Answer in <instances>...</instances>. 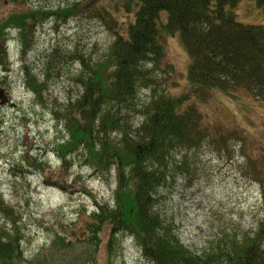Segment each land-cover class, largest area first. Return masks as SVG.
Listing matches in <instances>:
<instances>
[{"label":"trees","instance_id":"obj_1","mask_svg":"<svg viewBox=\"0 0 264 264\" xmlns=\"http://www.w3.org/2000/svg\"><path fill=\"white\" fill-rule=\"evenodd\" d=\"M5 1L23 4L27 0ZM98 1L14 9L0 16L1 65L7 58L5 41L12 30L19 33L21 54L26 59L37 25L49 19L67 24L73 18L88 16L114 36L108 54L100 59H86L79 56L78 49L69 52L57 45L46 57L43 79L32 71L31 64H24L25 84L38 98L54 75L60 78L65 74L70 61L82 66L74 77L82 93L70 99L63 115L69 133L55 145L62 172L32 160L45 174L44 184L49 186L54 177L63 182L76 156L83 157L97 174L114 170L117 179L112 203L97 201L96 209L80 227L82 232L70 241L56 234L52 247L67 248L76 240L88 243L94 247L89 256L98 264L99 247L108 235V264H117L112 252L120 244V236H130L148 264H264V151L256 153L250 147L249 130L226 135L241 144L246 175L259 186L263 210L255 216L254 229L233 233L223 229L213 245L197 255L181 242L174 224L162 217L157 198L167 183L174 154L192 153L210 138L199 102L207 101L215 90L233 98L244 91L264 105V23L239 20L237 11L245 0ZM252 1L264 15V0ZM163 12L168 13L166 22H160ZM123 13L127 14L126 22H120ZM177 34L190 65L187 92L174 96L161 89L157 72L164 66L173 71L166 61L167 39ZM144 93L150 95L143 100ZM133 114L140 115L139 126L134 125ZM228 140L224 135L220 141L227 147ZM0 210L13 225L11 231L0 229V264H45L41 256L33 261L25 258L20 221L1 194Z\"/></svg>","mask_w":264,"mask_h":264},{"label":"rangeland","instance_id":"obj_2","mask_svg":"<svg viewBox=\"0 0 264 264\" xmlns=\"http://www.w3.org/2000/svg\"><path fill=\"white\" fill-rule=\"evenodd\" d=\"M78 1L81 0H27L23 4H11L0 0V16L14 9L58 8ZM240 5L237 11L240 21L264 23V15L255 1L245 0ZM126 20L127 14H121L120 22ZM166 20L168 13L163 12L160 22ZM58 24L49 19L37 25L35 42L26 59L21 54L18 31L12 30L6 37L7 58L4 65L0 63V91L5 90L3 96L9 101L2 105L0 99V194L5 204L17 213L22 248L28 261L41 256L39 259L45 264L75 260L94 264L89 256L94 247L88 243L76 240L69 242L67 248H53L52 242L56 234L66 241L78 236L82 232L80 227L96 209L97 201L112 203L117 187L114 170L97 174L83 157L76 156L63 176L64 181L57 182L54 177L47 186L43 181L45 174L32 164L36 159L47 163L49 170L62 172L55 145L69 133L63 115L70 99L82 93L74 78L82 66L70 61L65 74L60 78L54 75L44 95L38 98L25 84L24 64H31L32 71L43 79L46 57L57 45L69 52L78 49L79 56L86 59H100L108 54L114 36L102 23L88 16ZM167 47L166 61L173 71L164 66L157 75L162 90L179 96L187 92L190 58L179 34L168 37ZM214 93L207 101L198 103V110L206 117L210 138L192 153L174 154L167 183L159 189L157 197L162 217L174 224L181 242L197 255L212 246L223 229L232 233L254 229L255 216L263 210L259 186L246 175L241 144L226 134L249 130L250 147L262 153L264 105L244 91L238 92L237 98L216 90ZM149 95L144 93L143 100ZM132 119L136 126L142 121L139 114H133ZM224 135L230 139L227 147L220 141ZM0 229H13L9 217L1 210ZM119 239L120 244L112 252L114 262L148 264L133 237ZM108 241L106 235L97 253L98 264H108Z\"/></svg>","mask_w":264,"mask_h":264},{"label":"water","instance_id":"obj_3","mask_svg":"<svg viewBox=\"0 0 264 264\" xmlns=\"http://www.w3.org/2000/svg\"><path fill=\"white\" fill-rule=\"evenodd\" d=\"M4 93H5L4 90H1V91H0V99H1V104H2V105L8 103V101H9V100H8V97L3 96Z\"/></svg>","mask_w":264,"mask_h":264}]
</instances>
